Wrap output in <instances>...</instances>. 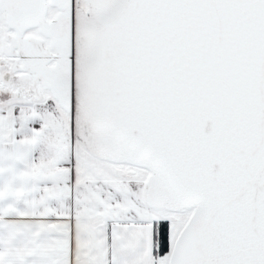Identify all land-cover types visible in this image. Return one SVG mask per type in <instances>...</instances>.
Returning a JSON list of instances; mask_svg holds the SVG:
<instances>
[{"label":"snow or ice","instance_id":"obj_1","mask_svg":"<svg viewBox=\"0 0 264 264\" xmlns=\"http://www.w3.org/2000/svg\"><path fill=\"white\" fill-rule=\"evenodd\" d=\"M0 264H264V0H0Z\"/></svg>","mask_w":264,"mask_h":264}]
</instances>
